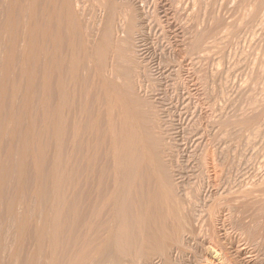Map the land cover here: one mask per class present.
Listing matches in <instances>:
<instances>
[{"label":"bare ground","instance_id":"6f19581e","mask_svg":"<svg viewBox=\"0 0 264 264\" xmlns=\"http://www.w3.org/2000/svg\"><path fill=\"white\" fill-rule=\"evenodd\" d=\"M124 2L102 0L104 17L92 14L83 41L85 12L76 14L74 0H0V226L14 228L0 264L5 251L7 264H55L73 220L77 244L65 264L152 253L167 260L168 247L183 241L185 214L202 210L200 194L166 162L172 144L139 94L140 67L133 77L124 66L140 50L127 17L137 11Z\"/></svg>","mask_w":264,"mask_h":264},{"label":"rangeland","instance_id":"374dc122","mask_svg":"<svg viewBox=\"0 0 264 264\" xmlns=\"http://www.w3.org/2000/svg\"><path fill=\"white\" fill-rule=\"evenodd\" d=\"M77 1L76 14L85 12V19L78 18L84 41L91 32L88 25L96 21L92 14L103 18L104 11L96 8L102 0ZM128 2V12L137 11L127 17L136 24L130 23L136 26L131 40L140 50L124 66L133 77L140 67L139 94L158 110L164 137L172 144L166 162L171 159L175 180L183 181V188L200 194H195L201 200L195 208L202 210L195 211L196 220L185 214V237L168 247L167 260L153 253L127 254L121 264H264V0ZM89 62L87 70L94 72ZM112 80L116 86L114 73ZM100 219L92 222L89 238ZM75 228L73 220L67 240L56 250L55 264L66 262V250L76 249ZM13 229L0 226V248L12 245ZM29 240L23 235L25 245ZM1 257L7 264L8 251Z\"/></svg>","mask_w":264,"mask_h":264}]
</instances>
